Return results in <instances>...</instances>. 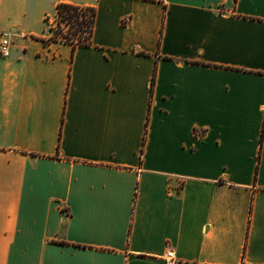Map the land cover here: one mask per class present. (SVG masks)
<instances>
[{
	"label": "crops",
	"instance_id": "crops-1",
	"mask_svg": "<svg viewBox=\"0 0 264 264\" xmlns=\"http://www.w3.org/2000/svg\"><path fill=\"white\" fill-rule=\"evenodd\" d=\"M61 3L90 46L44 42ZM4 32L0 264H264V0H0Z\"/></svg>",
	"mask_w": 264,
	"mask_h": 264
},
{
	"label": "trees",
	"instance_id": "trees-1",
	"mask_svg": "<svg viewBox=\"0 0 264 264\" xmlns=\"http://www.w3.org/2000/svg\"><path fill=\"white\" fill-rule=\"evenodd\" d=\"M56 26L51 25V17L46 19L50 35L44 39L46 44L63 42L73 49L92 44L96 21V10L91 7L61 3L55 14ZM154 82L152 84V87Z\"/></svg>",
	"mask_w": 264,
	"mask_h": 264
},
{
	"label": "built area",
	"instance_id": "built-area-1",
	"mask_svg": "<svg viewBox=\"0 0 264 264\" xmlns=\"http://www.w3.org/2000/svg\"><path fill=\"white\" fill-rule=\"evenodd\" d=\"M55 18V19H53ZM53 21H56V17H51V25ZM57 23V21H56ZM56 25V24H55ZM55 27V26H54ZM50 35L49 30L47 37ZM12 52V42H11V36L9 33L4 32L0 33V58H8L11 56ZM206 134V131L204 129H195L194 135L196 138H202ZM165 264H182L181 260L177 257L176 253L169 248L164 256ZM247 264H254V263H247Z\"/></svg>",
	"mask_w": 264,
	"mask_h": 264
},
{
	"label": "rangeland",
	"instance_id": "rangeland-1",
	"mask_svg": "<svg viewBox=\"0 0 264 264\" xmlns=\"http://www.w3.org/2000/svg\"><path fill=\"white\" fill-rule=\"evenodd\" d=\"M53 17H55V16H53ZM53 19H55V18H53ZM52 24H54V26H56V25H55V24H56V21H53Z\"/></svg>",
	"mask_w": 264,
	"mask_h": 264
}]
</instances>
